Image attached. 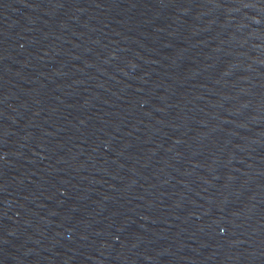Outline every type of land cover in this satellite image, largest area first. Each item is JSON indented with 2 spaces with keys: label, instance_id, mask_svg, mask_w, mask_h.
Here are the masks:
<instances>
[{
  "label": "water",
  "instance_id": "obj_1",
  "mask_svg": "<svg viewBox=\"0 0 264 264\" xmlns=\"http://www.w3.org/2000/svg\"><path fill=\"white\" fill-rule=\"evenodd\" d=\"M0 264H264V0H0Z\"/></svg>",
  "mask_w": 264,
  "mask_h": 264
}]
</instances>
